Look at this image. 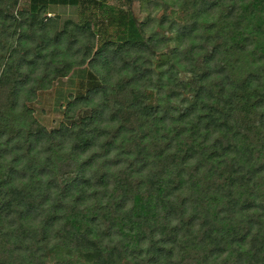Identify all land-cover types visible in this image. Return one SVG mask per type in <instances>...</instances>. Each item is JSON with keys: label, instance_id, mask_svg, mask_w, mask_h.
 Masks as SVG:
<instances>
[{"label": "trees", "instance_id": "16d2710c", "mask_svg": "<svg viewBox=\"0 0 264 264\" xmlns=\"http://www.w3.org/2000/svg\"><path fill=\"white\" fill-rule=\"evenodd\" d=\"M171 4L162 31L103 0L0 8V264H264V0ZM85 62L46 129L27 104Z\"/></svg>", "mask_w": 264, "mask_h": 264}, {"label": "rangeland", "instance_id": "374dc122", "mask_svg": "<svg viewBox=\"0 0 264 264\" xmlns=\"http://www.w3.org/2000/svg\"><path fill=\"white\" fill-rule=\"evenodd\" d=\"M106 4L112 6H121L130 15H132L137 21H148L155 25L153 27L155 31H162L158 29L157 23L159 18L163 15L167 16L168 19H174L177 14H171L175 12L176 8L172 6V0H103ZM28 0H3L0 2V8L5 7L8 18H13L15 12L18 10H26ZM52 15V14H47ZM3 19V18H2ZM148 35V31L146 32ZM171 34V33H170ZM15 36L12 38L14 39ZM12 38L8 39L7 42L0 41V70L2 68L3 59L5 53L7 54L12 44ZM174 46V42H170L168 47ZM166 49L157 51L156 56L152 59V67H155L157 61L164 59L163 53ZM154 69V68H153ZM88 65L86 62L81 66H74L67 75L59 77L51 82V84L38 90L32 100L27 104L31 110L32 117L46 129L54 128L61 121V111L63 106L68 101L71 95H73L76 83L78 80H85L87 74ZM155 73H159L157 69H154ZM178 79L184 80L187 78V74L183 73L180 68H177ZM157 76V74H155ZM164 80V79H163ZM18 97H22L21 95ZM146 103L154 105L157 93L151 89L145 90Z\"/></svg>", "mask_w": 264, "mask_h": 264}]
</instances>
